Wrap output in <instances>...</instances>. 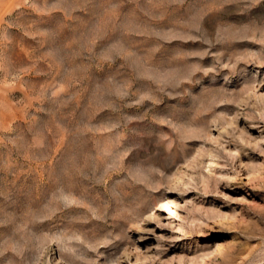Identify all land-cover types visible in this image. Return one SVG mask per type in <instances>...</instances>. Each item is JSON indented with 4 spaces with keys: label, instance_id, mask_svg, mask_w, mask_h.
<instances>
[{
    "label": "rangeland",
    "instance_id": "rangeland-1",
    "mask_svg": "<svg viewBox=\"0 0 264 264\" xmlns=\"http://www.w3.org/2000/svg\"><path fill=\"white\" fill-rule=\"evenodd\" d=\"M0 264H264V0H0Z\"/></svg>",
    "mask_w": 264,
    "mask_h": 264
},
{
    "label": "bare ground",
    "instance_id": "bare-ground-1",
    "mask_svg": "<svg viewBox=\"0 0 264 264\" xmlns=\"http://www.w3.org/2000/svg\"><path fill=\"white\" fill-rule=\"evenodd\" d=\"M155 213H158V211H156ZM169 215H167L166 219L171 220L173 218H175V216L172 213H168Z\"/></svg>",
    "mask_w": 264,
    "mask_h": 264
}]
</instances>
